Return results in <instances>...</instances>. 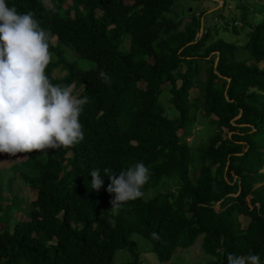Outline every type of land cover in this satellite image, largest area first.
Segmentation results:
<instances>
[{"label": "trees", "instance_id": "1", "mask_svg": "<svg viewBox=\"0 0 264 264\" xmlns=\"http://www.w3.org/2000/svg\"><path fill=\"white\" fill-rule=\"evenodd\" d=\"M247 1L239 45L178 0H6L48 32L49 82L87 99L78 143L10 156L25 158L21 183L36 197L11 231V206L0 209V264H174L199 238L197 264H226L229 253L264 261V0ZM195 127L205 137L194 146ZM137 162L150 173L141 197L111 207L107 177L91 190L92 169L115 175ZM133 234L151 246L137 249ZM120 250L128 258L115 263Z\"/></svg>", "mask_w": 264, "mask_h": 264}, {"label": "clouds", "instance_id": "2", "mask_svg": "<svg viewBox=\"0 0 264 264\" xmlns=\"http://www.w3.org/2000/svg\"><path fill=\"white\" fill-rule=\"evenodd\" d=\"M49 38L30 13H18L0 0V154L70 147L83 138L79 116L87 98L49 82L44 72L52 58ZM100 75L107 82V76ZM149 174L143 162L115 175L107 168L103 176L99 169H92L91 190H98L107 177L105 191L113 195V207L141 197ZM226 264L264 261L258 254L229 253Z\"/></svg>", "mask_w": 264, "mask_h": 264}, {"label": "rangeland", "instance_id": "3", "mask_svg": "<svg viewBox=\"0 0 264 264\" xmlns=\"http://www.w3.org/2000/svg\"><path fill=\"white\" fill-rule=\"evenodd\" d=\"M263 0H251L247 1L246 5H254L257 2H262ZM127 3L131 4V1H127ZM244 3V0H178L177 7L184 9L187 11L195 10V13L204 11V15L202 18V24L205 22V26L213 25L218 30V35L221 38H225L227 40L237 41L239 45H244L246 42V34L250 31L249 27L241 28L240 25L243 24L240 14L242 10L239 8L240 5ZM253 8V6H252ZM198 11V12H197ZM184 14V12H183ZM186 15V14H184ZM254 20H251V24H254ZM186 19V18H185ZM184 19V20H185ZM221 22H224L226 25L227 31L220 32ZM183 26V25H182ZM230 27H235L237 29V33L233 35L230 31ZM51 43L54 45L55 40L52 39ZM65 49V48H64ZM63 57L68 59V61H76L78 68L80 69H89L92 67V63L86 60H82L78 58L76 54H74L71 50L65 49L63 52ZM64 74L63 71L54 70L52 75L54 77H61ZM180 82H177L179 85ZM70 92L73 91L72 87H69ZM190 96L195 95V90L191 89L189 91ZM76 96V94H73ZM210 118L207 119V121ZM202 129V128H201ZM201 129L195 127L197 130L190 138L186 141L189 145H197L205 136L201 135ZM48 149L40 150L42 155H45ZM25 159L24 157H10L7 154H3L0 156V209H5L12 204L10 207L12 211V215L8 222V230H12V225L18 221H27L28 218L24 212L26 209V205L33 201L36 197V191L24 186L21 183L20 172L24 171L21 166V160ZM215 208H218L215 205ZM1 215V212H0ZM238 220L241 224V227H246L249 222L248 218L243 216H238ZM133 237L139 242L137 249H142V246H146L148 244L151 246L149 240L143 238L138 234H133ZM142 245V246H141ZM118 252V253H117ZM115 255V263L125 262L128 258V254L126 252H122V250L117 251ZM142 257H151L149 253H143ZM203 253L200 247V238L196 241V243L187 249H177L170 260L171 263L174 264H197L203 258ZM145 264H152L151 260L146 262ZM164 264V263H163Z\"/></svg>", "mask_w": 264, "mask_h": 264}]
</instances>
